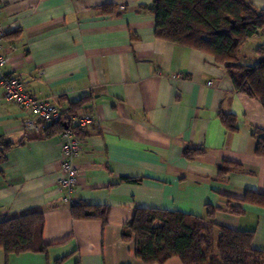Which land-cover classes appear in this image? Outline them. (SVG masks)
<instances>
[{
  "label": "crops",
  "instance_id": "obj_1",
  "mask_svg": "<svg viewBox=\"0 0 264 264\" xmlns=\"http://www.w3.org/2000/svg\"><path fill=\"white\" fill-rule=\"evenodd\" d=\"M154 1L0 0L4 72L63 112L87 98L75 113L97 122L82 137L78 185L69 194L57 186L61 135L28 134L30 116L0 87V140L11 144L0 162V222L42 212L49 246L45 254L0 249V264H144L135 239L122 237L138 209L204 217L212 206L216 223L254 231L253 248L264 250V208L236 202L264 192L253 136L264 130V108L234 90L213 56L158 39ZM245 1L264 10V0ZM259 49L264 30L243 46L239 63L255 65ZM221 112L236 117L235 131ZM187 149L204 152L189 158ZM226 164L239 170L219 178ZM78 204L107 210V222L75 219ZM238 205L242 214L232 213Z\"/></svg>",
  "mask_w": 264,
  "mask_h": 264
},
{
  "label": "trees",
  "instance_id": "obj_2",
  "mask_svg": "<svg viewBox=\"0 0 264 264\" xmlns=\"http://www.w3.org/2000/svg\"><path fill=\"white\" fill-rule=\"evenodd\" d=\"M113 13L114 7H104ZM156 17L155 35L158 39L193 48L215 58L225 66L234 90L257 99L264 108V51L258 50V62L253 66L239 63L243 46L264 30V10L256 9L245 0H155L150 9ZM87 98L64 112L63 119L76 115ZM223 125L236 130L237 119L220 113ZM59 123L43 129L39 137L48 138L64 131ZM85 131H79L83 137ZM256 153L264 157V130H255ZM11 147L0 140V162ZM204 151L187 149L189 158ZM239 170L230 164L219 168V178ZM137 182V180H127ZM236 202L264 208V192H247ZM229 206L234 214H242L240 206ZM217 209L208 206L206 216L198 217L181 212L157 209H138L125 226L122 237L136 242V257L144 264H164L179 258L183 264H264V250L252 246L254 231H242L215 222ZM75 219H102L107 222V210L78 204L72 207ZM45 218L42 212H30L0 222V249L7 256L24 253H47L44 242ZM59 264V263H58Z\"/></svg>",
  "mask_w": 264,
  "mask_h": 264
},
{
  "label": "built area",
  "instance_id": "obj_3",
  "mask_svg": "<svg viewBox=\"0 0 264 264\" xmlns=\"http://www.w3.org/2000/svg\"><path fill=\"white\" fill-rule=\"evenodd\" d=\"M5 30L0 23V87L3 89V97L7 103L17 105L30 118L25 121V130L28 134L40 133L43 129L59 123L65 124L61 133L63 146L62 175L57 182L60 190L71 194L78 185L79 172L76 159L81 153L83 138L78 135L79 131H85L96 125V120L89 115H71L67 120L63 119L64 112L51 99H39L27 90L24 80L4 72L7 63L3 53ZM72 202L71 199H69Z\"/></svg>",
  "mask_w": 264,
  "mask_h": 264
}]
</instances>
